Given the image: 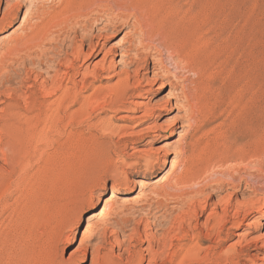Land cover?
Returning a JSON list of instances; mask_svg holds the SVG:
<instances>
[{"label":"rangeland","instance_id":"obj_1","mask_svg":"<svg viewBox=\"0 0 264 264\" xmlns=\"http://www.w3.org/2000/svg\"><path fill=\"white\" fill-rule=\"evenodd\" d=\"M155 2L150 15L158 27L150 26L149 42L164 39L172 44L167 55H174L175 61L169 57L166 64L178 75L172 73L178 86H165L162 73L152 72L146 74L151 82H144L150 91L132 97L127 110L117 114L89 110L74 119L47 122L38 144V187L31 185L14 245L0 251V264H64L78 244L79 264H176L171 261L174 232L168 222L182 207L205 200L207 187L220 182L225 183L223 190L210 199L200 221L205 223L214 210L234 204V214L240 212L242 222L225 245L234 244L237 250L234 263L227 264H264V0ZM59 3L0 0V19L19 7L13 23L0 29V61L9 57L0 68V115L9 102L25 105L44 77L55 74L56 52L63 43L69 44L68 34L58 37L54 31L59 28H52L59 18L53 17ZM36 6L51 12L35 14ZM49 30L53 33L45 39ZM126 31L108 32L101 40L105 49L79 62L82 71L92 72L109 51L104 62L110 72L103 74L102 84L124 75L121 49L128 45ZM18 35L25 38L17 42L26 46L15 42L18 47L14 43V50H8L9 41ZM150 49L142 52V62L152 64ZM136 67L128 70L134 74ZM100 84L95 82L86 93ZM103 119L112 133L103 129ZM150 155L162 167L146 177L135 163ZM32 163L35 171L38 164L35 159ZM7 169L0 157V174ZM181 170L195 187L182 202L171 188L175 172ZM115 187L121 192L104 206L102 199ZM94 209L99 217L83 234ZM3 220L0 214V223Z\"/></svg>","mask_w":264,"mask_h":264},{"label":"bare ground","instance_id":"obj_2","mask_svg":"<svg viewBox=\"0 0 264 264\" xmlns=\"http://www.w3.org/2000/svg\"><path fill=\"white\" fill-rule=\"evenodd\" d=\"M59 4L61 8L59 7L60 10L58 8V11H54L56 13L53 14V17L56 18L55 16H57L60 19L58 18L57 21L56 18L55 22L53 18L52 28H59L58 32L54 31L58 37L68 34L66 39H69V44L65 42L60 49L57 48L56 60L51 58L52 61L55 60V74L51 77H44L41 86L33 91L31 97L26 99L25 105H20L18 101L9 102L0 115V157L8 166L7 171L0 174V214L4 219L0 223V251L3 253L4 249L14 245V237L20 225L21 216L29 202L31 185L35 184L38 187L39 173L41 172V167L39 166L41 153L39 152L38 144L45 135L44 126L47 122H63L66 119H74L78 114L84 115L89 110H92L93 114L98 111L102 114L110 112L117 114L119 111L127 110L132 97L137 93L141 94L142 92L147 93L150 91V89L144 88V82L147 80L150 81L146 74L152 72L154 74H157L155 73L156 71L162 73L163 79L166 80L164 82L165 86H178L177 80L172 75L174 72L166 64L167 59L174 56L167 55V52L173 48L172 44L164 39H159L158 43L156 39L155 43L157 44H154V42L151 44L149 42V38L153 32L150 26L158 27V23H155L156 21L150 15L151 7L156 5L155 0H60ZM18 9L19 7L16 6L14 9L4 13L0 19V29H4L13 23L18 14ZM47 10L48 8L46 6H36L34 8L35 14H42V16L43 14L51 12V10H48V12ZM74 20L76 24L72 26L74 23L71 25V22H74ZM104 21L106 22L105 26L100 27V24ZM49 23L50 20L47 24ZM28 29L30 28L28 27ZM125 29L127 31L124 39L128 37L129 41L128 45H125L121 49L122 57L124 58L123 62L127 69L124 71V75H120L112 84H102L103 74L110 72V66H107L104 62L109 51L105 52L103 60L96 62L92 72L82 71L79 62L84 60L85 63V59L98 55L105 49L101 45V40L108 32L116 35ZM50 33L53 32L49 30L47 33H44V38L47 39ZM23 35L27 36L26 34ZM23 35H18L10 40V43L7 45L8 48H6L8 50H14L16 43L21 46L20 44L22 43L20 42L22 41L19 43L17 41L22 38L24 39L25 37ZM136 35H138L137 39ZM14 43L15 45H13ZM29 43L30 40L28 39ZM16 46L18 47V45ZM147 48H151L150 51L152 52L154 50L155 53L152 54L150 52L149 54V60L152 61V64L150 62H142L141 59L142 52L145 49L147 50ZM6 53L12 54L11 52ZM6 53L2 52V54ZM174 53L177 54L176 52ZM5 56L7 57L8 55ZM8 58L3 57L1 59L0 68ZM175 64L176 69H179V63L177 62ZM133 65H137L134 74L128 70ZM44 66L48 67L49 64L47 66V62H45ZM62 67L66 69L62 70ZM53 69L55 70L54 67ZM142 70L146 72L143 73ZM175 76L177 78L178 75L175 74ZM97 81H100L101 84L94 87L93 91L87 94L86 92ZM101 122L104 130H111L110 128L112 127H109V122H105V119ZM34 144L37 145L34 147ZM33 159L38 164L35 171H33L35 164L32 163ZM135 165L143 170L146 177L154 173L156 169L162 167L153 155L143 157ZM183 172L182 170L175 172L173 177L174 183L171 184V188L175 189L176 196H178V199L174 198L177 201L181 200V202L188 193L195 190V187H192L191 179ZM171 175H168L167 179ZM235 178L234 174H231V180L233 181H230L234 182ZM129 185L130 181L126 186ZM236 185L235 188H238V185ZM224 186V182L208 186L209 193L205 200H199L195 203L191 202L187 206L182 207L180 213L173 216L174 218L171 222H168L170 232H174L170 240L171 261L173 263H234V255L237 252L234 249V244L225 247L227 241L234 236V227H239L242 222L239 216L240 212L237 211L234 214V204L226 205L222 210H214L211 216L206 219L205 223L200 221L210 205V199L221 192ZM197 189L200 188L197 187ZM162 190L160 189L157 192L161 193ZM120 192L121 189L115 187L110 195L102 199L103 205L107 206L114 201ZM167 192L165 193L166 195H168ZM90 214L92 215L87 220L86 229L83 234H87L93 221L99 217V212L95 211V209ZM163 223L165 222L163 221ZM81 245L78 244L71 249L69 259L64 264H79L77 257L82 249Z\"/></svg>","mask_w":264,"mask_h":264}]
</instances>
